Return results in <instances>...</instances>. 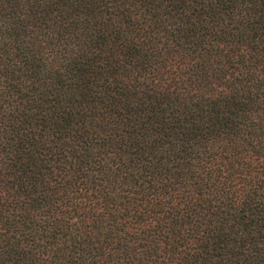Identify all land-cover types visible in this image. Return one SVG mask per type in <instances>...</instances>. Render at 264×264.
<instances>
[{
    "label": "trees",
    "instance_id": "trees-1",
    "mask_svg": "<svg viewBox=\"0 0 264 264\" xmlns=\"http://www.w3.org/2000/svg\"><path fill=\"white\" fill-rule=\"evenodd\" d=\"M0 264H264V0H0Z\"/></svg>",
    "mask_w": 264,
    "mask_h": 264
}]
</instances>
